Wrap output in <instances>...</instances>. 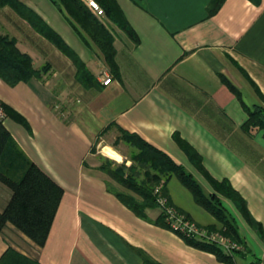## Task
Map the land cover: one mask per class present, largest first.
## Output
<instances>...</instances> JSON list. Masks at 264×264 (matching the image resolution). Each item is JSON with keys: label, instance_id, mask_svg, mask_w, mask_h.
<instances>
[{"label": "crops", "instance_id": "0c3cea01", "mask_svg": "<svg viewBox=\"0 0 264 264\" xmlns=\"http://www.w3.org/2000/svg\"><path fill=\"white\" fill-rule=\"evenodd\" d=\"M21 1L77 52L99 86L83 84L66 53L14 8L0 7V33L14 37L41 71L14 85L0 77L3 124L17 150L64 189L45 245L8 222L0 230V259L5 255L4 264H143L142 249L162 264H227L157 224L159 207L147 209L149 219L137 215L117 196L119 189L101 165L109 155L120 161L126 147L129 156L137 152L122 135L138 134L185 166L207 193L215 192L209 177L228 179L264 228V129L243 128L247 109L262 103L251 80L264 94V0H223L213 13L211 0H117L140 37L139 43L123 35L115 40L119 76L57 4ZM108 75L112 80L104 84ZM168 190L195 221L221 225L197 207L175 175ZM11 196L0 180V211ZM221 198L247 251L248 239L257 249L249 261L236 255L235 263L258 258L264 264L257 229L233 200ZM9 248L16 253L7 254Z\"/></svg>", "mask_w": 264, "mask_h": 264}, {"label": "trees", "instance_id": "16d2710c", "mask_svg": "<svg viewBox=\"0 0 264 264\" xmlns=\"http://www.w3.org/2000/svg\"><path fill=\"white\" fill-rule=\"evenodd\" d=\"M52 1L67 14L70 21L78 30L85 33L90 41L101 50L111 74L119 76L120 69L116 60L115 37L104 19L96 14L84 0ZM98 1L104 9V17L117 24L135 43H139L140 37L128 21L118 1ZM222 2L223 0H211L209 4L210 13L216 11ZM4 6L14 8L39 33L66 53L73 60L77 68L76 76L83 84L99 86V82L89 70L87 64L37 11L21 0H0V7ZM40 74L41 71L35 68L32 57L20 50L15 38L8 34L0 33V77L7 83L14 85ZM251 82L257 90L262 103L256 104L253 109H247L249 117L244 123L243 128L248 130L251 127L257 126L264 129V94L253 80ZM231 88L236 90L233 86ZM122 136L137 147L138 151L132 155V158L138 161V167L141 170H146L144 177H136V174H138L135 171L136 165L129 167L130 173L128 174L124 173L126 167L124 163L119 164L120 170L111 169L105 164L101 165V168L126 187L127 192L118 190L116 194L137 215L149 219L146 212L147 209L159 207L161 213L155 219V222L163 227L171 228L166 219V212L159 206L155 186L163 182L162 186H159L160 193L167 197L169 204L172 205L168 190V180L171 176L175 175L191 191L195 201L222 223V226L218 230L224 235L247 247L245 238L239 230L238 222L224 205L221 195L233 200L243 216L257 229L264 241L263 226L252 218L246 200L232 186L228 179L218 181L209 177L215 192L207 193L196 177L167 153L145 141L138 134L124 131ZM16 147L17 145L12 140L9 131L3 122L0 121V180L12 190V196L7 206L3 211H0V230L8 222H11L38 245L44 246L64 189L35 162L29 160L23 151L19 150V147L18 150ZM193 153L196 154L195 152ZM197 164L199 169L204 171L200 159L197 161ZM15 168H17L16 172H14ZM209 227L217 229L215 225H209ZM179 234L187 243L196 248L214 253L218 260L227 264H236L235 256L246 253L239 249L230 253L216 242L188 237L182 233ZM138 251L143 257V264H162L144 250L138 249ZM8 253L16 252L12 248H9ZM4 259L5 255L0 259V262L3 264ZM250 264L261 263L256 258Z\"/></svg>", "mask_w": 264, "mask_h": 264}, {"label": "built area", "instance_id": "2783aa9c", "mask_svg": "<svg viewBox=\"0 0 264 264\" xmlns=\"http://www.w3.org/2000/svg\"><path fill=\"white\" fill-rule=\"evenodd\" d=\"M84 2L98 15L104 14V9L98 0H84ZM111 76L108 75L103 79L104 84L110 83ZM7 118L5 107L0 103V121L4 122ZM159 206L166 212V219L171 229L182 233L188 237H193L205 241L216 242L227 252L232 253L235 250L242 249L239 242L224 235L219 230H211L206 227L200 228L196 223L189 221L182 215L176 213L172 205L168 204V198L160 193V187L155 189Z\"/></svg>", "mask_w": 264, "mask_h": 264}, {"label": "rangeland", "instance_id": "374dc122", "mask_svg": "<svg viewBox=\"0 0 264 264\" xmlns=\"http://www.w3.org/2000/svg\"><path fill=\"white\" fill-rule=\"evenodd\" d=\"M43 3H54L52 0H43ZM100 3V2H99ZM103 19H104V21L106 22V24H107V26L112 30V32H113V35H114V37H115V40L117 39V38H119V35H123V37L125 38V39H127V37H128V35L117 25V24H115L113 21H111L112 22V24L110 23V22H108V21H110L109 19H106L105 17H103ZM118 41V40H117ZM120 43V42H119ZM1 103V102H0ZM2 104V103H1ZM3 105V104H2ZM99 147H100V149L102 150V145H99ZM130 148H125L124 149V152H125V155H123L122 157H121V159H120V161L119 160H116L114 157H112V156H106L107 158L105 159V162H104V164L107 166V167H109V168H111V169H117V170H120V168H119V164H121V163H124L125 164V169H124V173L125 174H128V173H130V170H129V167H131V166H135V171H137L138 172V174H136V177H139L140 176V178H143L144 177V175H145V172H146V170L145 169H140L139 167H138V161L137 160H135L134 158H132V156H129L130 155ZM104 153L106 154V155H108L105 151H104ZM126 156H128L129 157V160L127 159V157ZM110 179H111V183L113 184V186L116 188V189H119V191H124V192H127V189H126V187L123 185V184H121V183H119V182H117L114 178V180L112 179V177L110 176ZM178 181V180H177ZM179 183V182H178ZM162 184H163V182H161V184H158V185H156L155 186V189L157 188V187H161L162 186ZM178 185H181V184H178ZM181 196V195H180ZM182 197V196H181ZM171 199V198H170ZM183 199V198H182ZM183 201L185 202V203H187V201L186 200H184L183 199ZM193 202L192 203H194V205L196 204V202L194 201V200H192ZM171 202H172V207L175 209V211H176V213L177 214H179V215H182L183 217H185L186 219H188L189 221H192V222H194V223H196L197 224V226H199L200 228H203V227H206V228H208V229H211L208 225H204V224H201V223H199V222H197V221H195L194 219H193V217H191V215L186 211V210H184V209H182L181 207H179V206H177L172 200H171ZM168 204H169V201H168ZM197 205V207H200V206H198V205H200V204H196ZM176 206V207H175ZM203 207V206H202ZM201 208V207H200ZM204 208V207H203ZM180 209H182V210H184V211H181ZM188 214H187V213ZM191 218H190V217ZM221 225L219 226V225H215V224H212V225H215L216 227H217V229H211V230H218L221 226H222V223L219 221V220H217ZM248 242H249V248L251 247L252 249H249L248 251H247V247L245 248V246H243L241 243V246H242V249H239V250H243V251H247L246 252V254L245 253H242V255L243 256H241L242 258H244V259H246V261H249V260H251L253 257H254V254L252 253V252H257V249H255L253 246H252V242L248 239ZM241 262V261H240Z\"/></svg>", "mask_w": 264, "mask_h": 264}]
</instances>
